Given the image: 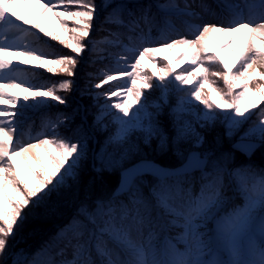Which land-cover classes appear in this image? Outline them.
Wrapping results in <instances>:
<instances>
[{
	"label": "rangeland",
	"instance_id": "rangeland-1",
	"mask_svg": "<svg viewBox=\"0 0 264 264\" xmlns=\"http://www.w3.org/2000/svg\"><path fill=\"white\" fill-rule=\"evenodd\" d=\"M3 1L12 12L15 24L10 27L3 23L4 13L0 8V29L3 27L0 32V187L9 191L17 187L19 179H30L41 164L44 152L48 155L47 168L54 176L62 173L64 156L72 160L75 165L73 171L78 179L80 178L78 182L81 187L79 186L77 191L91 186L96 189V196L83 203L87 207L88 215H92L83 218L79 227L76 226L83 233L82 239L76 238L82 242L80 246L83 247L80 262L77 264H108L106 259L100 261L103 256L112 258L110 264L121 263L120 259L124 258L120 257V254L124 252L117 248L115 242L118 241L123 243H117L118 247L124 250L126 245L127 252L130 250L150 252L159 248L161 251L158 257L167 253L171 260L169 264H264V136L254 139L245 135V132L237 131L235 135L230 136L231 139L226 140L222 137L226 134L225 127L246 124L253 120V113H256L254 110L257 103L254 97L240 98L242 102L239 104V96L228 98L231 96L228 89L244 85L253 74L264 76V70L256 65L258 56H264L263 47L259 43V31L256 28L257 23L264 22V0L179 2L175 13L184 8L189 9L190 14L168 15L174 24L172 28H163L159 19H155L154 27L159 25L162 27V32L155 38H151V34L147 32L152 23L144 17L138 18L140 26L134 29L138 30L137 36L123 37L125 48L121 50L109 48L111 45H117L115 40H112L109 46H104L107 37H103V34L98 40L92 35V39L86 38L82 42H76L74 48H71L65 38L67 29L64 18L68 6H65L62 0ZM69 4L70 2L66 5ZM111 9L107 8L106 14ZM112 12L120 21L126 19L122 6H116ZM76 13L81 12L78 10ZM102 14L103 12L97 18L98 21L102 19ZM238 26L243 27L242 32L233 35L231 31ZM20 29L26 31L19 36ZM172 45L175 46L176 57H170L166 53ZM104 53L110 58L102 56ZM99 56L101 59H98ZM218 58L222 59L220 65ZM110 59L115 70L108 67ZM98 61L100 64H96ZM14 65L19 66L18 70L11 69ZM184 65H187V71L193 69L184 80L185 85L192 80L199 82L201 75L197 71H206L208 67L211 74L209 76L205 73L203 79L210 77L213 82L207 88L209 92L199 91L200 96L205 98L218 92L225 98L226 106L219 110L213 105L211 108L207 106L208 108L202 110V113H206L203 122L194 123L183 133L176 134L174 129H170L167 119L162 120L159 116H153L148 105L155 104L151 100L154 93L164 95L171 90L172 77H175ZM110 70H113L111 74L113 76L102 77ZM86 71L98 73V78L92 79L99 82L101 80L111 82L112 77L120 81L121 88L118 91L116 107L118 123H121V128L126 133L128 131L134 133L138 146L150 143L153 138L156 141L161 135L160 132H163L168 142H176L177 149L182 150L180 153L184 155L182 160L188 152L196 151L206 161L212 158L217 161L224 157V153H231L230 143L237 138L262 141L261 146L248 159L234 152L233 163L240 164L239 166L244 163L251 164L253 175L250 179L245 178L246 173L240 168L235 169L233 173L219 172L220 175H213L208 180L207 185L215 189V194H220L218 197L227 196L228 202L224 205L216 202L210 207L206 198L192 196L191 186L185 190L187 196H183V191L180 196L168 193L160 195L154 209L156 212V208L164 209L163 213L169 214L170 217L178 214V210L193 198H196L198 211L204 208L202 215L210 222V228L197 233L188 225L187 233L179 236L182 245H190L192 249L190 254L177 248L167 235L159 242L165 224L161 223L155 228L154 224L157 225L160 220L155 218L151 224L146 222V217L152 209L149 203L143 201L137 202L132 211L122 209L120 215L113 218V224L119 230L118 232L113 230L111 237L103 238L96 235L93 231L95 228L87 224L91 218L96 219V225L98 223L102 227L107 223L106 214L114 210L115 204L109 203L93 213L91 211L102 201L110 200L119 176L97 174L90 160L91 146L89 152H86L83 145L70 143L75 134H80L79 128H85V123L90 122L88 115L81 112V109H87V112L91 113L93 110L91 105L98 103L97 100L90 99V89L78 90L80 80ZM45 77L69 79L68 87L63 88L67 91V94L62 96L65 101L52 99L49 95L50 90H44ZM262 84L263 81L255 79L250 88L260 91L264 96ZM52 88L55 90V87ZM104 91H108L107 86H104ZM207 103L209 104V101ZM150 106L153 108L154 105ZM44 112L56 115L55 122L58 124L53 125L50 121L40 120L37 129L31 122L32 127L25 132L13 126V121H18L22 114L30 115L32 118L37 115L44 116ZM84 118L85 121L82 120ZM162 121H165L163 125ZM124 131L119 132L116 137H121ZM217 131L222 136L217 137ZM33 143H37V162L28 167L24 149ZM213 147H220L219 152L223 153L222 156L219 157ZM171 160L173 161V158ZM142 177L148 180L146 175ZM233 178L240 180L238 190L245 192L243 202L236 210L223 212V209L233 202L231 198L236 192ZM37 179L36 186L39 190H44L48 181L46 182L42 174H39ZM70 186L74 187L73 184ZM52 187V184H48L46 188L49 190ZM177 200L180 202L175 204ZM46 205L47 203L44 204ZM194 209L195 207L191 211ZM52 211L45 218L51 216ZM76 227L63 229L59 225L56 231L46 236L45 241L48 243L43 244L42 256L53 247L57 249L58 254L65 251L62 248L63 243L69 244L72 241ZM152 256L148 257V261ZM136 261L141 262L140 259Z\"/></svg>",
	"mask_w": 264,
	"mask_h": 264
},
{
	"label": "trees",
	"instance_id": "trees-1",
	"mask_svg": "<svg viewBox=\"0 0 264 264\" xmlns=\"http://www.w3.org/2000/svg\"><path fill=\"white\" fill-rule=\"evenodd\" d=\"M117 1L146 2V0H73V2L71 0H64L66 4L68 2L72 3L68 5L69 10L65 18L67 27L65 38L68 40L69 46L74 48L76 42L92 38V35L104 29V26H102L103 19L100 18L98 21L97 18L100 17L102 11L105 14L106 8L111 7ZM75 9L80 10L81 13H76ZM71 40L73 41L71 42ZM44 79H46L44 88L52 90V99L65 101L66 99H63L61 96L64 95L65 91L63 87L68 84L69 79L52 77H45ZM255 79L259 81L263 80L261 77H253L245 86L237 88L244 90L242 95L255 92L258 101L264 102V96L261 95L260 91L248 89V86ZM55 80L58 81L54 83ZM52 87H55V90ZM193 87L194 85L184 87L181 84V78H175L172 82V89L168 93L165 95L154 93L151 96L152 102L156 103V107L151 109L153 116H159L162 120L167 119L170 129H174L176 134L183 133L192 124H198L204 120V116L201 114L203 103H200L198 91H194ZM102 95V91H95L93 94L94 97L102 98L90 117V120L94 119V126L96 127L95 135L97 136V142L95 146L93 147L92 137L84 128H81L83 129L81 131L83 132L82 138L75 136L72 139L74 144H85L87 146L86 152H89V146H91L89 155L94 163V171L97 174H105L107 176L117 175L122 168L140 158L153 159L161 165L168 167L176 166L182 161V157L184 156L180 154L182 150L177 149L176 142H168L163 132H160L161 135L158 136L156 141L153 138L150 143L145 145L139 144V146L135 143L136 138L131 131L124 133L121 138H117L116 136L121 132V126L116 122L115 100L104 99ZM212 98L218 104L219 93H214ZM195 99L198 102L193 103ZM188 100L191 102L189 103ZM263 105L259 106L260 111L254 116L253 120L231 130L225 128L226 134L223 136L220 133L222 132L220 128V132H216L217 137L222 136L226 140L227 138L231 139L230 136L235 135L237 131L245 132V135L251 137L264 136ZM164 122L162 121V125ZM107 127L113 128L108 129ZM213 150L218 153L219 157L222 156L223 153L219 152L220 147H213ZM172 158L173 161L171 160ZM234 158V152L231 151V153H224V157L217 161L213 158L210 159L208 165L224 167L231 164ZM43 159L42 168L36 170L30 180L20 181L16 190L6 192L0 189V264H28L30 257L33 256L35 246H37V243H35L36 235L41 230L51 227L52 224L61 221L71 213L79 211L80 208L85 207L83 203L86 200L96 196V189L92 186L77 191L80 186L78 182L80 178L78 179L74 173L73 168L75 165L70 160L67 158L64 160V169L56 177L46 168L47 156L44 155ZM39 173L44 175L46 182L48 181L46 187L48 184H52V188L47 190L45 187V191L38 189L36 183ZM137 180L138 182L134 184L133 189L139 187L141 188L140 190H145L142 184L145 179L139 178ZM150 183L152 184L153 182L151 181ZM69 184H73L74 187L72 188ZM152 189L153 185L149 187L148 191ZM221 199L224 200V197ZM46 203L47 205L44 206ZM51 211L53 214L45 218ZM199 220L201 218L196 219L197 224H199ZM70 261H73V259ZM46 263L51 264L49 261L43 264Z\"/></svg>",
	"mask_w": 264,
	"mask_h": 264
},
{
	"label": "water",
	"instance_id": "water-1",
	"mask_svg": "<svg viewBox=\"0 0 264 264\" xmlns=\"http://www.w3.org/2000/svg\"><path fill=\"white\" fill-rule=\"evenodd\" d=\"M258 144L259 143L257 142H251V141H237L232 145V148L240 152H243L246 155H249L250 152L258 146ZM202 166H203V160L198 158V154L195 152L189 153L185 159V162L181 166L175 169H166L149 161H140L121 171L118 190L126 189V187L130 184L132 178L142 173H146L158 178H162L164 176L171 174L188 172L192 169L201 168Z\"/></svg>",
	"mask_w": 264,
	"mask_h": 264
},
{
	"label": "bare ground",
	"instance_id": "bare-ground-1",
	"mask_svg": "<svg viewBox=\"0 0 264 264\" xmlns=\"http://www.w3.org/2000/svg\"><path fill=\"white\" fill-rule=\"evenodd\" d=\"M242 26H238L236 28H234L231 33L233 35H237L239 33L242 32ZM256 28L258 29V35H260V44L261 46L263 47V50H264V22H260ZM167 55L170 56V57H176V49H175V46H171L169 48V50H167ZM256 65L261 68L262 70H264V56L263 55H260L258 56L257 58V63ZM24 158H25V162H26V165L29 167L31 165H35L36 162H37V143H33V144H30L28 145L25 149H24Z\"/></svg>",
	"mask_w": 264,
	"mask_h": 264
}]
</instances>
